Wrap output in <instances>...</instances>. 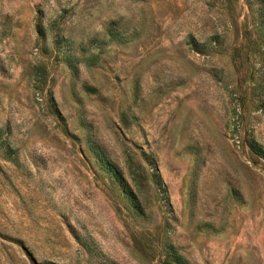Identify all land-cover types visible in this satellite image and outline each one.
Returning <instances> with one entry per match:
<instances>
[{
	"label": "rangeland",
	"instance_id": "rangeland-1",
	"mask_svg": "<svg viewBox=\"0 0 264 264\" xmlns=\"http://www.w3.org/2000/svg\"><path fill=\"white\" fill-rule=\"evenodd\" d=\"M249 139L264 0H0V264H264Z\"/></svg>",
	"mask_w": 264,
	"mask_h": 264
},
{
	"label": "trees",
	"instance_id": "trees-1",
	"mask_svg": "<svg viewBox=\"0 0 264 264\" xmlns=\"http://www.w3.org/2000/svg\"><path fill=\"white\" fill-rule=\"evenodd\" d=\"M246 148L251 157H253L256 161H260L264 165V149L263 148L258 146L252 139H249V141L246 142ZM107 169L109 172H112V175L114 176V178H116L117 182L121 185L122 180L116 177V174L114 173L111 166H107ZM159 264H170V263L162 262Z\"/></svg>",
	"mask_w": 264,
	"mask_h": 264
}]
</instances>
